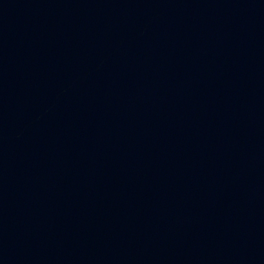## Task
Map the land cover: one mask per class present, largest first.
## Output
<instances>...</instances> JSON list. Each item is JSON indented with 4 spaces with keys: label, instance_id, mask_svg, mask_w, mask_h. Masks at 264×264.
I'll use <instances>...</instances> for the list:
<instances>
[{
    "label": "water",
    "instance_id": "water-1",
    "mask_svg": "<svg viewBox=\"0 0 264 264\" xmlns=\"http://www.w3.org/2000/svg\"><path fill=\"white\" fill-rule=\"evenodd\" d=\"M0 264H264V0H0Z\"/></svg>",
    "mask_w": 264,
    "mask_h": 264
}]
</instances>
